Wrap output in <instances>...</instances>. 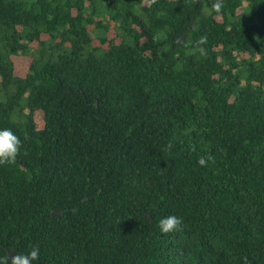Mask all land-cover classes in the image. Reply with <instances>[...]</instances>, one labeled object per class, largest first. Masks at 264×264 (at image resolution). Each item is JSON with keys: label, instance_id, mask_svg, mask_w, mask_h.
I'll use <instances>...</instances> for the list:
<instances>
[{"label": "trees", "instance_id": "trees-1", "mask_svg": "<svg viewBox=\"0 0 264 264\" xmlns=\"http://www.w3.org/2000/svg\"><path fill=\"white\" fill-rule=\"evenodd\" d=\"M213 2L0 0V256L264 264V0Z\"/></svg>", "mask_w": 264, "mask_h": 264}, {"label": "clouds", "instance_id": "clouds-1", "mask_svg": "<svg viewBox=\"0 0 264 264\" xmlns=\"http://www.w3.org/2000/svg\"><path fill=\"white\" fill-rule=\"evenodd\" d=\"M223 7V0H214V2L211 4L212 10L216 13H220ZM205 43H207L206 35L199 37V39L196 41V45L198 47ZM20 144V139L12 132L11 129L4 128L3 130H0V165L15 162L20 150ZM171 148L172 143L169 142L166 146V150H170ZM209 160H211V156H200L197 162L201 166H206ZM181 224L182 220L175 215H169L165 218H161L158 221V227L160 231L165 234L179 230ZM38 258L39 248L33 247L27 254L16 252L15 254L9 255V253H7L4 256H0V264H32V262ZM243 259L245 264H249L246 257Z\"/></svg>", "mask_w": 264, "mask_h": 264}]
</instances>
